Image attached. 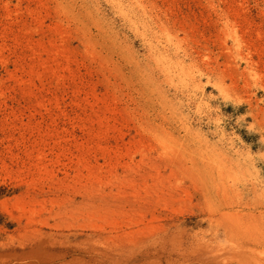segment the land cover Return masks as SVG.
Instances as JSON below:
<instances>
[{"label":"rangeland","instance_id":"rangeland-1","mask_svg":"<svg viewBox=\"0 0 264 264\" xmlns=\"http://www.w3.org/2000/svg\"><path fill=\"white\" fill-rule=\"evenodd\" d=\"M222 261L264 264V0H0V264Z\"/></svg>","mask_w":264,"mask_h":264},{"label":"bare ground","instance_id":"bare-ground-1","mask_svg":"<svg viewBox=\"0 0 264 264\" xmlns=\"http://www.w3.org/2000/svg\"><path fill=\"white\" fill-rule=\"evenodd\" d=\"M152 19L150 18L149 20L146 21V23H143V37L144 39L147 41L148 47H149V53L151 56V61L154 63L155 67L159 69L160 72L163 73L164 72H169L172 74L174 73H178L180 72L179 76H182V74L184 73V59L185 56H187V54H183L181 55L178 51L173 52L171 48H169L168 46H162L159 44L154 45L151 42V39L149 38L148 34H145V28L150 29V30H154L151 28V25H155L156 27V22L153 21L152 23ZM152 23V24H151ZM178 50V49H176ZM172 62L175 64L174 66L170 67L172 65ZM170 75V76H171ZM169 74L166 73V77H168ZM169 76V77H170ZM168 77V78H169ZM152 79V77L150 78ZM148 79V80H150ZM180 79V78H179ZM225 262L222 261L219 264H224Z\"/></svg>","mask_w":264,"mask_h":264}]
</instances>
